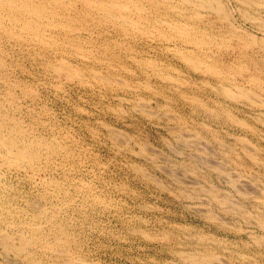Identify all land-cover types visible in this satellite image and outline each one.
<instances>
[{
	"label": "rangeland",
	"instance_id": "374dc122",
	"mask_svg": "<svg viewBox=\"0 0 264 264\" xmlns=\"http://www.w3.org/2000/svg\"><path fill=\"white\" fill-rule=\"evenodd\" d=\"M223 1H225V4L227 5L228 9L234 8V6H235L234 0H223ZM205 13H207V12L205 11ZM235 13L237 16H239L236 11H235ZM207 14H206L207 15L206 18H213L214 17V15L212 13L211 14L207 13ZM240 21H241V23L243 22L242 20H240ZM246 23L244 25L249 26L248 24H250V23L249 22H246ZM99 28H101V29H99ZM106 28H107L106 26L98 27L94 32L95 34H93L94 36H89L86 32L88 30H84L83 35H84V37H93L94 39H99L101 37V35L103 36L105 34L104 36H107L109 34L108 37H110L112 40L113 39L118 40L119 38H120V40L123 39L122 40L123 42L127 43L128 45H132V51H131V49H128L129 51L128 50L125 51V49H124V51L122 52L123 57H125V55L127 54V51L129 53H132L134 55H138L140 57H143V56L151 57L152 56L154 58H157L159 62L161 60H162L161 62H164V63L167 62V64H169V62H170V63H173L176 66H178L180 69H183L179 73L182 72L183 75H186L185 76L186 78L189 77L188 79H191V80L194 79L195 80L196 77H198V73L191 71L189 68L187 69V67H185L180 60H178L174 55H172L173 54L172 50H169V52H166L163 49L153 47V46L147 44L146 39L144 40L140 36H137L138 38L133 36L135 38V40L132 37V35H130L131 37L127 36V38H130V39H128L129 40L128 41L127 38L125 39L123 36H120L119 33H117L116 31H113L112 28H107V29ZM103 30H105V31H103ZM100 31H101V33H100ZM105 32L106 33L108 32L107 35ZM5 45H6L5 48L2 50H5L6 53L3 55H6L5 56L6 63L9 62L10 64L8 63L7 67L4 69V72L5 71L9 72L8 74H11V76L13 77L11 79H13V80L14 79L21 80L22 83H18L17 85L14 84L12 86V88L14 87L13 92L14 93L16 92L18 94V96H19L18 98L21 100L22 104L20 106L21 108H18L17 105L14 104L15 101L18 100V98L16 97V99L13 100L8 95L7 97H9V99H8L9 101L8 100L6 101L4 99L5 105L3 103H1L0 106H4V107L10 106L9 107L10 109L15 111L17 114H20L23 117H25V119L27 120V124L30 121L29 116H30V119L34 118L31 121L34 124V127L37 126L34 129L35 133L42 134L43 136H45L48 139H52L53 137H54L53 139H55V135H56V137H58V141L61 142L63 144V146L67 147V150L70 152V156L68 155V156L63 157L64 155L62 154V156L60 155L58 157V160L53 159L51 161V165H53V169L51 170V172L49 171L48 178L49 179L55 178L56 180L58 179L57 181H61V182L64 181L65 185L67 187V190L69 189L70 193H71V189H72V193H71L70 197H72V199H73V201H71L73 204L71 202H67L66 200H64L66 197V194H65L67 191L66 188H65V191H64V189H62L60 192L57 189L53 190L50 185L44 186L42 182L41 183L39 182V180L37 179L38 178L37 176H35V177L33 175L31 176L30 173L27 172L26 170H16L15 171V169L11 170L9 168L8 169L5 168L6 170L5 169L3 170L4 171L3 172L4 177H3V174L0 177V183H1L0 188L2 186V188L0 189V202L2 203L3 201L8 200V207H11V210H13V208H14V212L18 213V215L16 214L17 219L19 218V216H21V213L27 211V209H28V212H30L32 210L30 208V207H32V205L30 206V203H28L29 202L28 200L33 201L35 199L33 202H39V203L40 202L41 203L46 202L45 204L51 203V205L53 203H57L56 209L57 210L59 209L58 210L59 218L63 220V222L65 224V229H67L68 231H70L69 229H72L70 232H68L71 235V239H73L72 242H74L76 240L74 242V243H76L75 245H74V243L71 244V247H73V248H70L72 252H71V255L69 258H71V256L73 254H75L74 255L75 257L78 255L77 257L83 258L82 262L85 261L82 264H86V263L89 264L90 260H91V262L94 261L93 263L90 262V264H175V263L176 264H186V263L189 264L188 261L182 262L183 261L182 250H184V252L192 253V251H197L196 249H198V251H197L198 255L197 256L205 255V253H212L213 252L217 255L220 254V256L219 255L218 256L220 257L221 261L222 260L224 261V259H225V261H227L228 264H232V263L233 264H240L241 262H245L246 260H247L246 262H248L249 259H250L249 263H251V264H264V241H263L264 237H262V236H264V227H263L264 225H262L264 223V213H263L264 212V190H263V187H264V166H263L264 162H262V160H264V154H263L264 153V137H263L264 136V123L259 121L256 118L257 112L255 113L254 110H251L249 108L247 109L246 107H243L242 104H240V105L236 104V105H239L237 108H240V107H241V109L246 108V114H241L240 116L242 118H245L249 124L252 123V125L250 126L251 128H249L250 131L247 130L246 128H244L245 129L244 130L242 127H239L238 124L233 125L230 122L226 123L225 117L220 116L222 114L216 115L219 118L218 120H217V118L216 119L215 118H209L206 111L203 109L202 106H199L195 103H192V101L190 102L189 100H187L181 96L182 95L181 91H185V90L188 91L189 94H191L190 96H193L192 93H194V95L197 94L196 96H200L202 94L199 98H201V99L203 98L206 105L211 107V109L218 107L219 109L222 110V108L224 107L225 109H233V110L236 109L235 112L238 113V111H237L238 109L234 107V104L232 102L227 101L226 99H223V98L218 99L216 96L215 97L211 96L212 94L210 92H207V91L204 92L205 86H207V85L203 84L202 82H199L200 85L199 84L198 85L201 86V88L198 86L199 90L197 89L196 92H194L195 90H192V85H193L192 83L183 84V86H181V88H179L178 90H176L175 88H174L175 90H172V89H170V87L166 88V85L164 84V81L161 78H160L161 79L160 80L159 77L152 76L150 79V82L153 84V87L161 88V90H164L166 97L161 96V95L155 96L154 95L155 93L153 90H151V89L145 90L144 87H142L143 88L142 91H140L141 88H137V90L133 89V90L127 91V92L124 91L125 93L123 91H117V90L112 91V89H109V88H108L109 91L108 90L104 91L105 88H102V87L97 88L98 87L97 86L95 88V87H91V86H86L84 84H81V83L79 84L78 82H75L72 80L70 81V80H66L65 78L58 77L56 75H51L48 72V70H46V68L43 67L44 66L43 59L42 58L37 59V56L36 55L34 56L35 52H33V49L29 48L28 45H26L27 47L22 46L24 48L26 47L27 49H24L22 47H21L22 48L21 49L20 46L18 47V45H14L11 43L10 44L5 43ZM2 50L0 48V51H2ZM11 51H12V53H11ZM118 51H121V50L118 49ZM27 53L28 54L31 53L32 57L30 56L31 54L28 55ZM55 53H56L55 51H49L48 52L49 55H53ZM123 53H125V54H123ZM25 55L27 57H25ZM13 56L15 58H13ZM23 57H25V59ZM26 58H28L29 60ZM72 58H73L74 62L79 61L73 56H72ZM36 60H37V62H36ZM125 61L130 62V64H129L131 66L130 68L132 69V71L135 72L136 65L134 66L135 63H133V60L127 57V59ZM16 62L19 63V65L21 64V66H19ZM11 63H12V65H11ZM41 65H43V66H41ZM132 66H134V67H132ZM121 72H122L121 76L123 75V77L124 76L129 77V74H127L126 71L122 70ZM134 72H131V73H134ZM137 72H139V73H135L136 75H131L134 77L133 81L135 83H138V81L136 82L135 79L136 80L146 79L145 74H143L141 76L139 75L140 72L142 73L141 69H140V71L137 70ZM35 76H37V77H35ZM186 78H185V80H186ZM155 79H156V81H155ZM23 81L25 82V87L30 85L33 88V86H34L35 89L34 88L33 89L35 91H34V94L32 97H30L29 95L23 94L24 89H25V88H23V86H24ZM161 82H163V83H161ZM20 85H23V86H20ZM157 85H158V87H157ZM6 87H7V85L4 84L3 81L2 82L0 81V89H1L0 90V98L3 97V94H6V92H5V90H7ZM188 88H190L191 90H188ZM167 89H169L170 91ZM143 90H144V92H143ZM132 92H134L133 93L134 95L132 94ZM140 92L141 93L143 92L142 94L144 96ZM149 92H150V94H149ZM118 94L120 96H118ZM137 95L138 96L140 95L141 97L140 96L138 98L135 97ZM152 95H154L155 97H152ZM121 96L124 97L125 99L123 100V98H121ZM173 96L176 98H174ZM134 97L136 98V101H135ZM171 97H173L174 99ZM178 97L179 98L181 97V98L178 99ZM165 98H167L168 100H166ZM183 98H184V100H187V101H185V103H184ZM137 99H140L141 102L144 101L143 103L146 102V104H148L147 108L149 107L148 109L151 112H153L152 110L155 111V113L153 112L154 116L151 114V112H150L151 115L148 114V116H146V114L139 112L138 109H137V111L134 110V108H132V106L133 107L136 106V104L138 103ZM121 100H122V102H120ZM148 100H152V101H150V103H149ZM207 100L208 101L210 100V101L208 102ZM223 100H225V101H223ZM155 101L157 102V104ZM158 101H160V102H158ZM164 102L165 103L169 102L172 105L171 110L169 112H171L173 114H171L169 116H171L173 120L170 119L169 122L167 120V117L164 118V115L168 116L166 113H164V111L167 109L164 108L165 109L164 110V109H162L163 108L162 106H159ZM210 102H212V103L210 104ZM120 104H123L122 108H124L123 112L125 113V114L124 113L122 114L120 112L122 116L120 115V113H118L116 110H114V109H116V107L119 108V106H121ZM151 104H152V106H151ZM11 105L13 107H11ZM191 106H193V108ZM194 106H197V107L194 108ZM108 107H110V108H108ZM232 107H234V108H232ZM82 109L84 110V112ZM156 110L161 113L160 117H159L160 113H157ZM172 111H174V112H172ZM175 111L178 114H180L181 116L179 115V117H178V114L175 113ZM19 112H21V113H19ZM155 114H156V116H155ZM174 114H177V115H175V117L173 118ZM157 115L159 118H161L163 115L162 119H160L161 121L159 120V118H157ZM182 116L185 119L180 118ZM51 118H52V120H51ZM262 118H264L263 115H262ZM45 119H46V121H45ZM174 119H175V121H174ZM177 119H179V120H177ZM44 121H45V123H44ZM180 121H182V122H180ZM257 121H258V123H257ZM39 122H41V123H39ZM205 122L208 125H210V128H207L208 130L203 128V123H205ZM53 123H55V124H53ZM167 123H169L171 126L176 125V127L177 126L181 127L182 128L181 130L184 129L183 131H186L185 133L188 136L189 135L192 136V137L190 136L191 139L197 134L195 137H197L198 138L197 140L198 141L200 140V141L198 142L195 139H192V140L190 139L187 142V140L185 141V140L178 139V137L172 133V129L170 130V128L166 126ZM178 123L181 126H179ZM35 124H37V125H35ZM46 124H47V126H46ZM105 124H107V125H105ZM39 126H40V128H39ZM111 126H113V127H111ZM114 127H115V129L116 128L117 129L119 128L120 130L122 129V131L124 133L127 132L128 134L126 133V139H125L124 133H123L124 136L120 135L121 136L120 137L118 135L119 138L118 137L116 139L113 137L109 138V136L111 137L112 135L109 134L108 131L111 133V129ZM187 127L189 130L186 129ZM252 127L255 129H252ZM209 129H210V132H209ZM253 130H255V132ZM95 131H97V133ZM122 131H120V133H122ZM130 134L132 135V137ZM213 134H216L215 135L216 137ZM127 135H129V136H127ZM236 135L237 136L238 135H242V136L246 135V137L248 138L249 141L245 140L244 141L245 143H248V142L250 143V141H252L251 144H249V145L252 147V149H254V147H255V153H257V154H255V157L259 156V157H257L258 159L257 158H255V159H257L258 162H257V160H254V158H251L250 155L247 154L248 155L247 156L246 153L244 154L242 149H243L244 145L247 146L248 144L242 145L243 141L242 140H241L242 142L237 141L236 137H235ZM122 137H124V139ZM130 137L133 140L132 139L130 140ZM127 139H128V141H125ZM204 139L206 140V142ZM144 140H146L145 142L148 143L147 145L148 146L150 145V147L152 149L150 147H148L150 150L148 148H146L145 151L143 150L141 152L142 147H140L138 143H137L138 144L137 145L136 142H139L141 145L142 141H144ZM165 140L167 143L165 142ZM124 141L126 143H124ZM128 142H130L129 146L127 144ZM184 142H186V143H184ZM191 143H193L194 145ZM252 143H254L256 145L253 146ZM114 144H116L117 146ZM170 144L171 145L173 144V146H170ZM199 144L200 145L202 144V145L199 146ZM221 144L223 146H221ZM235 145L236 146L238 145V146L236 147ZM205 146L206 147L208 146L207 147L208 149L207 148L205 149L204 148ZM226 146H228V147H226ZM231 147H233V148H231ZM129 149H131V150H129ZM229 149H231V150H229ZM136 151H137V153H141V155L137 154ZM156 151H160V152H156ZM180 151H182V152H180ZM189 151H190V153H189ZM227 151H228V155H227ZM231 151H233L234 153H231ZM144 152H146V154ZM225 152H226V154H225ZM205 153H206L207 157L205 156ZM238 153H240V155H243V162H241L242 160H240V158L238 159V157H237ZM188 154H189V156H188ZM192 154H194V155H192ZM152 155H154V156L152 157ZM235 155H236V157H235ZM194 156H196V157H194ZM201 156H202V158H204V160H203L204 162H205V160H208L211 163L213 162L212 164H215L216 161L217 162L219 161V163L220 164L222 163V165H225V163L230 162L229 164H227L225 166L227 167V169L229 171H232V173L236 177L238 176L237 178L239 181L238 183L240 184L239 186L242 187V185H243L242 188H244L243 190H241V188H240L242 193H241V191L238 192V190L236 188L232 187V185L230 183H228L226 181V179L221 177L218 171H216L215 169L212 170L211 167L209 169V166H207L204 162H202ZM230 156H231V158H230ZM150 157H152V158L150 159ZM191 157H192V159H191ZM198 157H200V158H198ZM154 158H155V160H154ZM197 158H198V160H197ZM234 158H236V159L234 160ZM80 160H81V162H79ZM191 160L193 161V163L191 162ZM252 160L254 161L253 163H252ZM67 161H69V162H67ZM82 161L84 163H82ZM181 161L185 164H183ZM194 161L197 163H195ZM236 161H238V163ZM71 162H74L75 164H73ZM69 163H71V164H69ZM241 163L243 164V166L241 165ZM255 163H256V165H255ZM257 163H259V164H257ZM78 164H79V166H78ZM239 164L242 167H240ZM228 165H230V167ZM65 166H68V167H65ZM133 166H135V167L133 168ZM190 166H192L193 169L194 168L195 169L193 170L192 167H190ZM76 167H77V169H76ZM83 167H85V168H83ZM138 167H143L144 170L145 169H147V170H145V172H144L142 169L141 172H143V173L141 174L138 169L135 171V168H138ZM244 167H245V169H244ZM173 168H174V170H173ZM176 168L179 170H177ZM230 168H231V170H230ZM233 168L235 170L236 169L237 170L235 171ZM61 169H63V170L61 171ZM54 170H56V172ZM164 170H165V172H164ZM172 170L176 172V173H174L173 176H175V174L178 175V176H176L177 178L172 176V174H173ZM21 172H22V174H21ZM149 172H150V175L153 177V180H152V178H149L150 176L147 175V174H149ZM26 173H29V174H26ZM179 173H181V174H179ZM248 173H250V174H248ZM58 175H59V177H58ZM74 175H75V177H74ZM183 175H185V177ZM76 176L78 178H76ZM143 176L144 177L146 176V178H144ZM189 176H190V178H189ZM5 178H7V179H5ZM80 178H82L83 180ZM155 178H156V180H155ZM159 178L162 179L161 183H160ZM33 179H34V181H33ZM198 179L200 181H198ZM36 180H38V181H36ZM71 180L72 181L76 180L77 182L76 181L75 182L77 185L75 184V182L72 183ZM81 180L84 183H82ZM176 180L179 182L180 185L178 184V182ZM184 180H187V181H184ZM2 181H4V182H2ZM86 181L88 182L89 186H88V184H86L87 183ZM89 181H90V183H89ZM190 181H192L191 182L192 184L189 183ZM194 181H197V182H194ZM11 182H14V183H11ZM180 182H182V183H180ZM81 183L83 185H85V184L86 185L83 186ZM155 183H157V184H155ZM162 183H163V185H162ZM196 183L197 184L199 183V184L196 185ZM33 184H34V186H33ZM91 184H93V186H90ZM262 185H263V187H262ZM165 186H166V188H165ZM35 187L37 189H35ZM73 187H75V188H73ZM85 187L87 188V190ZM197 188L199 189V191ZM202 188H203V190H202ZM89 189L91 191L94 189L93 193L90 192ZM181 189L183 191L182 193H184V190H185V193H184L185 195L180 194ZM260 189L262 190L261 191L262 193L260 192ZM13 190L14 191L17 190V191L14 192ZM38 190H39V192H38ZM45 190H47V191H45ZM49 190H52L53 192L52 191L49 192ZM83 190L85 193L83 192ZM88 190H89V192H88ZM178 190L180 192H178ZM203 191H204V193H203ZM212 191H215V192H212ZM257 191H259V192H257ZM243 192H245L244 195H243ZM87 193H90L92 195L90 196L91 197L90 199L88 198L90 200V202H89V200H87V202L85 203V207H84L83 203L86 200L85 197H86ZM96 193H98V194H96ZM214 193H217L219 196L217 194H216L217 196L214 195ZM61 194L62 195L65 194V195L62 196ZM246 194H248V195H246ZM6 195H7V197H6ZM95 195H97V197ZM188 195L191 197L188 198L189 197ZM93 196H94V198H93ZM206 196H208V197H206ZM25 197H26V199L27 198L28 199L26 200ZM42 197L45 199V201ZM98 197L103 198L104 200L106 198L107 202H104V203H106V204H104L106 207L101 206L100 203H98V201H97ZM222 197L224 198V200ZM22 198H24L25 200H23ZM32 198H34V199H32ZM58 198L61 201V203L63 202V203H65V205L63 203L61 204L60 201L58 200ZM108 198H109V200H108ZM192 198H194V199L192 200ZM217 198L219 199V201L217 200ZM221 199L223 201H221ZM227 199L229 200L228 202H227ZM54 200H56V201H54ZM110 200H111V203H110ZM230 200H232V202H234V203L232 204L230 202ZM113 202L115 203L114 205H113ZM236 202H239V203L236 204ZM66 203H67L68 207H67ZM87 204H88V206H87ZM226 204H227V208L225 206ZM241 204H244V205L239 206ZM256 204L258 206H256ZM15 205H16V207H15ZM24 206H25V208H24ZM58 206H61V207H58ZM261 206H263V208ZM82 208H83V210H82ZM196 208H199V209H196ZM209 210L211 213L210 212L208 213ZM225 211H226V213H225ZM62 212L63 213L66 212V213L63 214ZM78 214H79V216H78ZM211 214H212V216H211ZM118 215H119V218H118ZM258 215H260L262 218ZM204 216H206V217H204ZM70 217H71V219H69ZM254 217H257L256 223H253V222H255L253 220H256ZM182 224H184L185 226ZM233 224L235 226H233ZM257 224H259V225H257ZM2 225L4 227H6V225H4V223H2V221H0V226H2ZM44 226L48 227L46 222H44ZM134 227L136 229H133ZM179 227H181V228H179ZM8 228H7L8 231L12 230L11 227H8ZM245 228H247V229H245ZM73 229L75 231H73ZM139 229H141V231H144V232L140 233ZM180 229H181V231H180ZM202 231H203L204 235H203ZM142 233L143 234L145 233V235L142 236L143 235ZM78 234H79V236H78ZM208 234H210V235H208ZM145 236H147V238H145ZM160 236H162V237H160ZM165 236H168V237H165ZM148 237H152L154 239H151V238L148 239ZM203 237H206L208 239H206V238L203 239ZM76 238H78V239H76ZM194 238H196L197 240ZM198 238H199V241H198ZM222 238H223V240H222ZM224 239L227 240V242ZM253 239H257V240H253ZM216 240H219V241H216ZM205 241H207V242H205ZM258 241H260V242H258ZM189 242L191 245L189 244ZM217 242H218V244H217ZM224 243H226L225 246H224ZM0 244L2 245V246L0 245V264H41V263L42 264H48V263L49 264H54V263L56 264L57 262H58L57 264H59V263L69 264L68 256H67V254H64L63 252L55 253V252H51L49 250L42 249L40 247H33L34 249L32 248V252L36 253V254L33 253L34 254L33 257L35 259H37L38 261L43 259L42 260L43 262L40 261V263H38V262H35L33 259H31L32 257H30V256L26 257L22 254L24 256V257H22V255L16 254V252H14L13 250L8 251L3 246L2 243H0ZM196 244L199 245V247ZM196 246H197V248H196ZM220 246L223 249L219 248ZM205 247H206V249H205ZM1 248H2V250H1ZM77 249H78V251L79 250L80 251L83 250V251L81 253H79L80 252L79 251L78 252L79 254H77L76 253ZM218 249H220V250H218ZM5 250L8 251V253L10 252V254H7L5 252ZM36 250H38L39 253ZM44 250L46 252H44ZM256 250H258V251H256ZM232 251H234V252H232ZM176 252L177 253L179 252L178 253L179 255ZM238 252L243 253V255H245V256H243L241 253L239 254ZM234 253H235V255H234ZM236 253L239 256H237ZM245 253H247V254H245ZM14 254H16V256ZM49 254H51V256ZM58 254H62V256L58 255ZM262 254H263V256H262ZM35 255H37V256L35 257ZM39 255H42V256H39ZM246 255L253 257V258L256 257V259H254L255 261L250 257H246ZM49 256H50L51 261L48 259ZM57 256H58V259H57ZM66 256H67V258H66ZM40 257H42V258L40 259ZM61 257H62V260H61ZM179 257L182 259H180ZM257 257L260 261L257 259ZM63 258L65 259V261ZM194 259H196V258H194ZM229 259H232L234 262L232 260H229ZM237 259L239 260V262ZM16 260H18V261H16ZM53 260H54V263H53ZM30 261H31V263H30ZM177 262H179V263H177ZM224 262H223V264H224ZM246 262L244 264H246ZM197 263L202 264L203 261L200 260ZM249 263H247V264H249Z\"/></svg>",
	"mask_w": 264,
	"mask_h": 264
},
{
	"label": "bare ground",
	"instance_id": "6f19581e",
	"mask_svg": "<svg viewBox=\"0 0 264 264\" xmlns=\"http://www.w3.org/2000/svg\"><path fill=\"white\" fill-rule=\"evenodd\" d=\"M235 6L234 8H229L225 4L223 0H0V48L1 50L5 48V43H11L14 45L26 46L33 49L34 56L43 59V66L48 70L51 75H56L61 78H65L66 80H72L78 82L79 84H84L86 86L91 87H102L105 90L112 89L117 91H131L133 89L142 87L146 90H153L154 95L164 96L166 97L165 91L161 90V88L153 87V84L150 82L152 76L159 77L164 81V84L167 87H170L172 90H178L183 86V84L192 83V90L197 91L199 82L207 85L205 86L204 92H210L211 96H216L218 99L223 98L227 101H230L234 104V107L237 108L240 104L247 109L254 110L256 113V118L264 123V0H234ZM212 13L214 15L213 18H206L207 13ZM235 11L239 16L236 15ZM207 14V15H206ZM210 16V15H209ZM242 20L243 24L241 23ZM249 22V26H245L244 24ZM247 24V23H246ZM100 26H106L107 28H112L113 31L119 33L120 36H123L125 39L127 36L132 35V37L140 36L142 39H146L147 44L163 49L166 52L169 50L173 51V54L178 60L182 62V64L189 68L191 71L198 73V77L196 79L191 80L186 78V75H183V69H180L173 63L167 64L164 62H159L157 58L154 57H140L138 55H134L129 53L128 49L132 51V45H128L127 43L116 39H111L109 34L107 36H102L99 39H94L93 37H84L83 32L86 31L89 36H94L95 30ZM106 28V29H107ZM101 29V28H99ZM105 31V30H103ZM107 31V30H106ZM99 33V32H98ZM101 33V31H100ZM111 34V33H110ZM113 34V33H112ZM117 35V34H116ZM112 36V35H111ZM131 37V36H130ZM133 37V38H134ZM138 38V37H137ZM140 38V39H141ZM130 38H127V40ZM135 40V38H134ZM98 41V42H97ZM129 41V40H128ZM133 41V40H132ZM137 41V40H136ZM135 42V41H134ZM129 43V42H128ZM131 43V42H130ZM137 43V42H136ZM13 46V45H12ZM15 47V46H14ZM27 47V46H26ZM24 49H27V48ZM17 48V47H16ZM21 48V49H22ZM7 49V48H6ZM18 49V48H17ZM120 49L121 51H118ZM126 50L127 54L123 57L122 52ZM134 49V48H133ZM153 49V48H152ZM13 50V49H12ZM10 51V50H9ZM19 51V50H18ZM30 51V50H29ZM49 51H55L56 53L53 55H49ZM153 51V50H152ZM171 52V51H170ZM5 50L0 51V81L4 82L7 85V90H5L6 94H3V97L0 98V104L3 103L5 105V100L7 101L10 96L13 100L18 98V94L13 92L12 86L14 84L22 83L21 80L11 79L13 78L9 72L4 69L7 67L8 63H6ZM12 53V51H11ZM19 53V52H18ZM25 53V52H24ZM32 53V52H31ZM30 53V54H31ZM53 53V52H52ZM28 54V53H27ZM26 54V55H27ZM28 54V55H30ZM125 54V53H123ZM12 55V54H11ZM15 55V54H14ZM25 55V57H27ZM16 56V55H15ZM18 56V55H17ZM32 57V54L30 55ZM33 56V57H34ZM73 57H75L78 62L73 61ZM25 57H23L25 59ZM29 57V56H28ZM128 58L133 60L134 66L136 65L135 72L132 71L129 65L130 62H126L125 60ZM7 58V57H6ZM13 58H15L13 56ZM36 58V57H35ZM74 58V59H75ZM22 59V58H21ZM28 59V58H26ZM15 60V59H14ZM29 60V59H28ZM18 61V60H17ZM20 61V60H19ZM22 61V60H21ZM13 62V61H12ZM37 62V60H36ZM176 62V61H175ZM17 63V62H16ZM25 63V62H24ZM177 63V62H176ZM10 64V63H9ZM14 64V63H13ZM19 65V63H17ZM132 64V63H131ZM12 65V63H11ZM25 65V64H24ZM36 65V64H35ZM178 65V64H177ZM182 65V66H183ZM21 66V64L19 65ZM28 66V65H27ZM37 66V65H36ZM132 66V67H134ZM11 67V66H10ZM16 67V66H15ZM12 68V67H11ZM14 68V67H13ZM17 68V67H16ZM20 68V67H19ZM22 68V67H21ZM27 69V68H26ZM25 69V70H26ZM140 72V76L145 74L146 79H138L135 81L134 77L131 75H136L137 70ZM12 70V69H11ZM126 71L128 76H121V71ZM7 72V73H6ZM13 72V71H12ZM15 72V71H14ZM23 72V71H22ZM25 72V71H24ZM27 72V71H26ZM39 72V71H38ZM46 72V71H45ZM44 72V73H45ZM134 72V73H131ZM177 72V73H176ZM21 74V73H20ZM185 74V73H184ZM30 75V74H29ZM31 76V75H30ZM25 77V76H24ZM37 77V76H35ZM139 77V76H138ZM15 78V77H14ZM186 78V80H185ZM19 79V78H18ZM160 79V80H161ZM154 80V79H153ZM156 81V79H155ZM193 81V82H192ZM24 82V81H23ZM74 82V83H75ZM134 82V83H133ZM163 83V82H161ZM28 84V83H27ZM199 84V85H198ZM163 85V84H162ZM161 85V86H162ZM3 86V85H2ZM23 86V85H20ZM188 86V85H187ZM204 86V85H203ZM158 87V85H157ZM189 87V86H188ZM201 88V86H199ZM24 93L25 95H29L30 97L34 94V86L33 88L28 85L25 87L24 82ZM56 88V87H55ZM175 88V89H174ZM165 89V88H164ZM1 90V89H0ZM102 90V89H101ZM135 90V91H136ZM169 90V89H167ZM188 90H191L188 88ZM199 90V89H198ZM109 91V90H108ZM170 91V90H169ZM181 91V90H180ZM179 91V92H180ZM3 92V91H2ZM88 92V91H87ZM115 92V91H114ZM144 92V90H143ZM142 92V93H143ZM152 92V91H151ZM173 92V91H172ZM178 92V91H177ZM192 92V91H191ZM107 93V92H106ZM125 93V92H124ZM134 92H132L133 94ZM141 93V92H140ZM141 93V94H142ZM200 93V92H199ZM129 94V93H128ZM131 94V93H130ZM148 94V93H147ZM150 94V92H149ZM169 94V93H168ZM180 94V93H179ZM178 94V95H179ZM181 96L185 99L189 100L192 103H195L199 106H202L206 111L209 118H217L216 115L224 116L226 123L238 124L239 127L243 129L246 128L250 131L249 128L252 125L248 123L245 118H242L241 114H246V108L241 109L237 108L238 113L233 109H225L224 107L221 109L213 108L207 106L203 98H199L200 96L194 95L190 96L188 91H181ZM134 95V94H133ZM143 95V94H142ZM152 95V97H155ZM174 95V94H173ZM94 96V95H93ZM103 96V95H102ZM118 96H120L118 94ZM140 96V95H139ZM138 95L135 97H139ZM144 96V95H143ZM142 96V97H143ZM168 96V95H167ZM99 97V96H98ZM134 97V98H135ZM141 97V96H140ZM151 97V96H150ZM174 97V96H173ZM171 97V98H173ZM21 98V97H20ZM82 98V97H81ZM114 98V97H113ZM123 100L124 97L121 96ZM120 98V99H121ZM130 98V97H129ZM148 98V97H147ZM176 98V97H174ZM173 98V99H174ZM181 98V97H180ZM178 97V99H180ZM183 98V100H184ZM211 98V97H210ZM5 99V100H4ZM33 99V98H32ZM146 99V98H145ZM153 99V98H152ZM168 100L167 98H165ZM110 100V99H109ZM133 100V99H132ZM138 103L136 104V108L134 110L146 114H150V110L147 108L146 102H141L140 99H137ZM144 100V99H143ZM182 100V99H181ZM184 100V103L185 101ZM9 101V100H8ZM136 101V98H135ZM134 101V102H135ZM147 101V100H146ZM152 100H148L150 103ZM177 101V100H176ZM208 101V100H207ZM210 101V100H209ZM208 101V102H209ZM225 101V100H223ZM12 102V101H11ZM122 102V100L120 101ZM156 102V101H155ZM160 102V101H158ZM173 102V101H172ZM189 102V103H190ZM106 103V102H105ZM118 103V102H117ZM188 103V102H187ZM191 103V104H192ZM212 102H210L211 104ZM217 103V102H216ZM226 103V102H225ZM224 103V104H225ZM18 108H21V100L15 101ZM29 104V103H28ZM31 104V103H30ZM125 104V103H124ZM157 104V102H156ZM155 104V105H156ZM218 104V103H217ZM221 104V103H220ZM227 104V103H226ZM239 104V105H236ZM9 105V104H8ZM121 106L116 107L118 113H124ZM133 105V104H132ZM150 105V104H149ZM209 105V104H208ZM228 105V104H227ZM32 106V105H31ZM152 106V104H151ZM161 108H166L164 111L168 116L164 115V118L167 117V120H173L171 116L172 105L168 103H162ZM212 106V105H211ZM226 106V105H225ZM10 106H0V177L3 174V170L6 169H15L16 170H26L32 176H37L36 178L39 182L43 183V185H50L53 190H59L61 192L62 189L67 187L65 182L57 181L55 178H48L49 171L53 169V165H51V161L54 159L58 160V157L62 154L65 156H70V152L67 150V147L63 146L61 142L58 141V137L55 135V139H48L42 134H38L34 132L33 122L31 121L29 116V123L27 124V120L20 114H17L15 111L9 108ZM11 107H13L11 105ZM28 107V106H27ZM131 107V106H130ZM156 107V106H155ZM193 108V106H191ZM197 106H194V108ZM216 107V106H215ZM227 107V106H226ZM232 107V108H234ZM16 108V107H15ZM32 108V107H31ZM97 108V107H96ZM105 108V107H104ZM110 108V107H108ZM221 108V107H220ZM112 109V110H113ZM157 109V108H156ZM199 109V108H198ZM83 110V109H82ZM132 110V109H131ZM152 110V109H151ZM197 110V109H196ZM201 110V109H200ZM203 110V111H204ZM23 111V110H22ZM154 113L155 111L152 110ZM250 111V110H249ZM253 111V112H254ZM48 112V111H47ZM84 112V110H83ZM153 112L151 114L154 116ZM157 113H160L156 110ZM174 112V111H172ZM202 112V111H201ZM21 113V112H19ZM24 113V112H23ZM30 113V112H29ZM42 113V112H41ZM117 113V114H118ZM120 113V115H121ZM156 113V114H157ZM175 113H177L175 111ZM182 113V112H181ZM125 114V113H124ZM143 114V115H144ZM150 114V115H151ZM155 114V116H156ZM178 114V113H177ZM174 114L173 118L175 117ZM204 114V113H203ZM224 114V115H223ZM249 114V113H248ZM252 114V113H251ZM254 114V113H253ZM25 115V114H24ZM27 115V114H26ZM180 114H178L179 117ZM205 115V114H204ZM37 116V115H36ZM122 116V115H121ZM152 116V117H153ZM161 116V113L159 117ZM181 116V115H180ZM185 116V115H184ZM219 116V117H220ZM245 116V115H244ZM157 115V118H159ZM163 117V115H162ZM159 118L160 119H162ZM46 118V117H45ZM150 118V117H149ZM163 118V119H164ZM180 118H183L180 117ZM179 118V119H180ZM221 118V117H220ZM41 119V118H40ZM43 119V118H42ZM50 119V118H49ZM138 119V118H137ZM176 119V118H175ZM174 119V121H175ZM177 119V120H179ZM185 119V118H183ZM36 120V119H35ZM39 120V119H38ZM48 120V119H47ZM52 120V118H51ZM96 120V119H95ZM166 120V119H165ZM34 121V120H33ZM46 121V119H45ZM44 121V123H45ZM161 121V120H160ZM186 121V120H185ZM36 122V121H35ZM42 122V121H41ZM39 122V123H41ZM52 122V121H51ZM182 122V121H180ZM184 122V121H183ZM193 122V121H192ZM200 122V121H199ZM211 122V121H210ZM48 123V122H47ZM206 123V122H205ZM203 123V128L208 130L210 125L207 123ZM258 123V121H257ZM38 124V123H37ZM35 124V125H37ZM55 124V123H53ZM108 124V123H107ZM105 124V125H107ZM179 124V123H178ZM183 124V123H182ZM187 124V123H186ZM198 124V123H197ZM262 124V123H261ZM40 125V124H39ZM50 125V124H49ZM101 125V124H100ZM110 125V124H109ZM108 125V126H109ZM161 125V124H160ZM184 125V124H183ZM47 126V124H46ZM55 126V125H54ZM114 126V125H113ZM111 126V127H113ZM167 127L172 129V133L175 134L180 140H190L191 135H187L185 132L181 130V127H176V125L171 126L169 123L166 124ZM179 126H181L179 124ZM226 126V125H225ZM230 126V125H229ZM62 127V126H61ZM110 127V128H111ZM40 128V126H39ZM94 128V127H93ZM130 128V127H129ZM185 128V127H184ZM83 129V128H82ZM98 129V128H97ZM188 129V127L186 128ZM242 129V130H243ZM252 129H255L252 127ZM51 130V129H50ZM81 130V129H80ZM189 130V129H188ZM193 130V129H192ZM245 130V129H244ZM42 131V130H41ZM58 131V130H57ZM120 130L119 128L111 129L112 136L109 138H117L118 135L124 136L126 139V133ZM252 131V130H251ZM255 132V130H253ZM44 132V131H43ZM97 133V131H95ZM171 132V131H170ZM192 132V131H191ZM210 132V129H209ZM41 133V132H40ZM53 133V132H52ZM51 133V134H52ZM124 133V134H123ZM257 133V132H256ZM44 134V133H43ZM95 134V133H94ZM123 134V135H122ZM128 134V133H127ZM254 134V133H253ZM54 135V134H53ZM131 135V134H130ZM194 135V134H193ZM197 135V134H196ZM195 135V136H196ZM214 136L216 134H213ZM232 135V134H231ZM120 136V137H121ZM129 136V135H127ZM189 138H188V137ZM191 136V137H190ZM193 137L198 141L197 137ZM199 136V135H198ZM261 136V135H260ZM132 137V135H131ZM130 137V140L132 139ZM174 137V136H173ZM216 137V136H215ZM219 137V136H218ZM217 137V138H218ZM237 141H243V144H251L245 143L244 141L248 140L246 135H236ZM257 137V136H256ZM262 137V136H261ZM264 137V136H263ZM119 138V137H118ZM124 139V137H122ZM134 138V137H133ZM138 138V137H137ZM142 138V137H141ZM57 139V140H56ZM67 139V138H66ZM129 139V138H128ZM125 140V141H128ZM144 139V138H143ZM191 139V140H192ZM129 140V141H130ZM133 140V139H132ZM147 140V139H146ZM142 141V146L138 143L140 147H142L141 152L146 150L148 146L145 141ZM164 140V139H163ZM167 140V139H166ZM165 140V142H166ZM202 140V139H201ZM205 140V139H204ZM63 141V140H62ZM69 141V140H68ZM116 141V140H115ZM123 141V140H122ZM124 141V143H126ZM141 141V140H140ZM168 141V140H167ZM179 141V140H178ZM200 141V140H199ZM198 141V142H199ZM208 141V140H207ZM218 141V140H217ZM221 141V140H220ZM241 141V142H242ZM148 142V141H147ZM195 142V141H194ZM206 142V140H205ZM209 142V141H208ZM213 142V141H212ZM222 142V141H221ZM220 142V143H221ZM224 142V141H223ZM72 143V142H71ZM123 143V144H124ZM135 143V142H134ZM167 143V142H166ZM180 143V142H179ZM186 143V142H184ZM190 143V142H189ZM204 143V142H203ZM128 146L130 142L127 143ZM137 144V145H138ZM193 144V143H191ZM198 144V143H197ZM206 144V143H205ZM208 144V143H207ZM219 144V143H218ZM241 144V143H240ZM116 145V144H114ZM194 145V144H193ZM196 145V144H195ZM202 145V144H201ZM199 144V146H201ZM212 145V144H211ZM244 145L242 151L246 155H250L251 158L257 160L259 156L255 157V147ZM253 146L256 144L252 143ZM117 146V145H116ZM119 146V145H118ZM121 146V145H120ZM132 146V145H131ZM135 146V145H134ZM170 146H173V144ZM169 146V147H170ZM198 146V145H197ZM204 146V145H203ZM209 146V145H208ZM207 146V147H208ZM221 146H223L221 144ZM225 146V145H224ZM236 146V145H235ZM238 146V145H237ZM236 146V147H237ZM127 147V146H126ZM133 147V146H132ZM192 147V146H191ZM190 147V148H191ZM204 147L205 149L207 148ZM228 147V146H226ZM225 147V148H226ZM129 148V147H128ZM134 148V147H133ZM132 148V149H133ZM151 148V147H150ZM179 148V147H178ZM203 148V147H202ZM224 148V147H223ZM233 148V147H231ZM73 149V148H72ZM120 149V148H119ZM149 149V148H148ZM152 149V148H151ZM208 149V148H207ZM211 149V148H210ZM131 150V149H129ZM150 150V149H149ZM148 150V151H149ZM160 150V149H159ZM202 150V149H201ZM214 150V149H213ZM231 150V149H229ZM234 150V149H233ZM118 151V150H117ZM134 151V150H133ZM153 151V150H152ZM155 151V150H154ZM216 151V150H215ZM222 151V150H221ZM238 151V150H237ZM236 151V152H237ZM263 151V150H262ZM110 152V151H109ZM129 152V151H128ZM131 152V151H130ZM135 152V151H134ZM160 152V151H156ZM177 152V151H176ZM182 152V151H180ZM224 152V151H223ZM259 152V151H258ZM137 153V151H136ZM146 154V152H144ZM155 153V152H154ZM184 153V152H183ZM190 153V151H189ZM193 153V152H192ZM201 153V152H200ZM214 153V152H213ZM217 153V152H216ZM222 153V152H221ZM231 153H234L231 151ZM140 154L141 153H137ZM178 154V153H177ZM204 154V153H203ZM226 154V152H225ZM236 154V153H235ZM264 154V153H263ZM160 155V154H159ZM164 155V154H163ZM181 155V154H180ZM194 155V154H192ZM201 155V154H200ZM228 155V151H227ZM230 155V154H229ZM247 155V156H248ZM147 156V155H146ZM145 156V157H146ZM150 156V155H149ZM154 155H152L153 157ZM189 156V154H188ZM187 156V157H188ZM206 156V153H205ZM150 157V159L152 158ZM196 157V156H194ZM204 157V156H203ZM207 157V156H206ZM236 157V155H235ZM238 159L243 162V155L240 153L237 154ZM119 158V157H118ZM147 158V157H146ZM145 158V159H146ZM158 158V157H157ZM166 158V157H165ZM169 158V157H168ZM174 158V157H173ZM200 158V157H198ZM197 158V160H198ZM202 158V156H201ZM211 158V157H210ZM231 158V156H230ZM229 158V159H230ZM257 158V159H255ZM62 159V158H61ZM67 159V158H66ZM75 159V158H74ZM161 159V158H160ZM192 159V157H191ZM195 159V158H194ZM228 159V158H227ZM236 158H234L235 160ZM68 160V159H67ZM73 160V159H72ZM155 160V158H154ZM171 160V159H170ZM204 158H202V162ZM221 160V159H220ZM239 160V161H240ZM96 161V160H95ZM196 161V160H195ZM194 161V162H195ZM225 161V160H224ZM260 161V160H259ZM69 162V161H67ZM81 162V160L79 161ZM172 162V161H171ZM170 162V163H171ZM182 162V161H181ZM193 163V161L191 160ZM210 161L205 160V164L212 168V170H216L219 172L220 176L226 179L228 183L232 185V187L236 188L238 192L243 190L242 187L239 186L238 176L236 177L232 171H229L225 165L229 164L225 163V165L220 164L219 161L215 164H212ZM226 162V161H225ZM238 163V161H236ZM249 162V161H248ZM247 162V163H248ZM254 161L252 160V163ZM256 162V161H255ZM258 162V160H257ZM264 162V160H262ZM75 164L74 162H71ZM69 163V164H71ZM82 163H84L82 161ZM183 163V162H182ZM191 163V164H192ZM197 163V162H195ZM224 163V162H223ZM236 163V164H237ZM251 163V162H250ZM260 163V162H259ZM257 163V164H259ZM55 164V163H54ZM103 164V163H102ZM135 164V163H134ZM137 164V163H136ZM185 164V163H183ZM190 164V165H191ZM204 164V165H205ZM104 165V164H103ZM133 165V164H132ZM138 165V164H137ZM136 165V166H137ZM182 165V164H181ZM235 165V164H234ZM240 165V164H239ZM243 166V164L241 163ZM240 165V167H242ZM256 165V163H255ZM60 166V165H59ZM79 166V164H78ZM77 166V167H78ZM100 166V165H99ZM142 166V165H141ZM158 166V165H157ZM164 166V165H163ZM200 166V165H199ZM230 167V165H228ZM251 166V165H250ZM249 166V167H250ZM259 166V165H258ZM264 166V165H263ZM56 167V166H55ZM68 167V166H65ZM76 167V169H77ZM135 166H133L134 168ZM162 167V166H161ZM182 167V166H181ZM192 167V166H190ZM196 167V166H195ZM198 167V166H197ZM246 167V166H245ZM244 167V169H245ZM58 168V167H57ZM85 168V167H83ZM146 168V167H145ZM247 168V167H246ZM5 169V170H6ZM80 169V168H79ZM142 174L141 170L145 172L143 167L135 168L136 170ZM177 169V168H176ZM193 169V167H192ZM195 169V168H194ZM193 169V170H194ZM234 169V168H233ZM63 169H61L62 171ZM81 170V169H80ZM84 170V169H83ZM170 170V169H169ZM174 170V168H173ZM172 170V171H173ZM179 170V169H177ZM187 170V169H186ZM191 170V169H190ZM192 170V171H193ZM231 170V168H230ZM235 170V169H234ZM233 170V171H234ZM237 170V169H236ZM235 170V171H236ZM56 172V170H54ZM82 171V170H81ZM167 171V170H166ZM206 171V170H205ZM13 172V171H12ZM23 172V171H22ZM21 172V174H22ZM67 172V171H66ZM71 172V171H70ZM138 172V171H137ZM155 172V171H154ZM165 172V170H164ZM191 172V171H190ZM201 172V171H200ZM238 172V171H237ZM17 173V172H16ZM24 173V172H23ZM26 173V174H29ZM152 173V172H151ZM167 173V172H166ZM176 173L173 171L172 176ZM183 173V172H182ZM207 173V172H206ZM25 174V173H24ZM69 174V173H68ZM181 174V173H179ZM192 174V173H191ZM200 174V173H199ZM202 174V173H201ZM236 174V173H235ZM250 174V173H248ZM60 175V174H59ZM58 175V177H59ZM145 175V174H144ZM149 178L153 177L149 174ZM146 175V176H147ZM170 175V174H169ZM195 175V174H194ZM204 175V174H203ZM252 175V174H251ZM10 176V175H9ZM146 176L144 178H146ZM147 176V177H148ZM167 176V175H166ZM171 176V177H172ZM175 174V178H177ZM180 176V175H179ZM185 177V175H183ZM182 176V177H183ZM4 177V174H3ZM2 177V178H3ZM17 177V176H16ZM20 177V176H19ZM63 177V176H62ZM72 177V176H71ZM75 177V175H74ZM183 177V178H184ZM11 178V177H10ZM65 178V177H64ZM69 178V177H68ZM67 178V179H68ZM76 178H78L76 176ZM158 178V177H157ZM181 178V177H180ZM188 178V177H187ZM190 178V176H189ZM7 179V178H5ZM19 179V178H18ZM29 179V178H28ZM35 179V178H34ZM33 179V181H34ZM70 179V178H69ZM72 179V178H71ZM75 179V178H74ZM82 179V178H80ZM79 179V180H80ZM85 179V178H84ZM88 179V178H87ZM160 179V178H159ZM259 179V178H258ZM2 180V179H1ZM10 180V179H9ZM36 180V181H38ZM66 180V179H65ZM77 180V179H76ZM75 180V181H76ZM83 180V179H82ZM81 180V182H82ZM86 180V179H85ZM145 180V179H144ZM156 180V178H155ZM193 180V179H192ZM196 180V179H195ZM243 180V179H242ZM6 181V180H5ZM30 181V180H29ZM32 181V182H33ZM70 181V180H69ZM72 181L71 182H75ZM92 181V180H91ZM177 181V180H176ZM175 181V182H176ZM187 181V180H184ZM198 181H200L198 179ZM245 181V180H244ZM4 182V181H2ZM31 182V181H30ZM77 182V181H76ZM75 182V184H76ZM87 182V181H86ZM162 179H160V183ZM164 182V181H163ZM178 182V181H177ZM190 181L189 183H191ZM197 182V181H194ZM207 182V181H206ZM226 182V183H227ZM243 182V181H242ZM247 182V181H246ZM245 182V183H246ZM259 182V181H258ZM14 183V182H11ZM70 183V182H69ZM84 183V182H82ZM81 183V184H82ZM90 183V181H89ZM92 183V182H91ZM182 183V182H180ZM209 183V182H208ZM252 183V182H251ZM1 184V183H0ZM31 184V183H30ZM88 184V182L86 183ZM85 184V185H86ZM157 184V183H155ZM179 184V182H178ZM188 184V183H187ZM192 184V183H191ZM199 184V183H198ZM196 183V185H198ZM202 184V183H201ZM211 184V183H210ZM256 184V183H255ZM259 184V183H258ZM42 185V186H43ZM77 185V184H76ZM83 185V184H82ZM83 185V186H85ZM159 185V184H158ZM161 185V184H160ZM163 185V183H162ZM176 185V184H175ZM180 185V184H179ZM182 185V184H181ZM212 185V184H211ZM214 185V184H213ZM248 185V184H247ZM4 186V185H3ZM16 186V185H15ZM34 186V184H33ZM36 186V185H35ZM38 186V185H37ZM40 186V185H39ZM74 186V185H73ZM89 186V184H88ZM90 186H93L91 184ZM168 186V185H167ZM21 187V186H20ZM72 187V186H71ZM80 187V186H79ZM95 187V186H94ZM101 187V186H100ZM203 187V186H202ZM212 187V186H211ZM216 187V186H215ZM263 187V185H262ZM2 188V186H1ZM0 188V189H1ZM4 188V187H3ZM8 188V187H7ZM75 188V187H73ZM83 188V187H82ZM86 188V187H85ZM98 188V187H97ZM164 188V187H163ZM166 188V186H165ZM164 188V189H165ZM179 188V187H178ZM218 188V187H217ZM241 188V190H240ZM256 188V187H255ZM20 189V188H19ZM23 189V188H22ZM35 189H37L35 187ZM48 189V188H47ZM51 189V188H50ZM77 189V188H76ZM168 189V188H167ZM194 189V188H193ZM192 189V190H193ZM198 189V188H197ZM3 190V189H2ZM8 190V189H7ZM80 190V189H79ZM87 190V188H86ZM90 190V189H89ZM88 190V192H89ZM94 190V189H93ZM93 190L90 192L93 193ZM180 190V189H179ZM178 190V192H180ZM195 190V189H194ZM203 190V188H202ZM225 190V189H224ZM264 190V187H263ZM6 191V190H5ZM14 191V190H13ZM17 191V190H16ZM14 191V192H16ZM37 191V190H36ZM47 191V190H45ZM52 190H49V192ZM199 191V189H198ZM211 191V190H210ZM245 191V190H244ZM262 190L260 189V192ZM8 192V191H7ZM10 192V191H9ZM21 192V191H20ZM39 192V190H38ZM53 192V191H52ZM55 192V191H54ZM58 192V191H57ZM63 192V191H62ZM84 192V190H83ZM82 192V193H83ZM98 192V191H97ZM173 192V191H172ZM180 194H184L182 193ZM191 192V191H190ZM215 192V191H212ZM259 192V191H257ZM3 193V192H2ZM1 193V194H2ZM56 193V192H55ZM59 193V192H58ZM72 193V189H71ZM69 189L66 191V197L64 200L67 202L73 201ZM75 193V192H74ZM80 193V192H79ZM85 193V192H84ZM148 193V192H147ZM204 193V191H203ZM209 193V192H208ZM211 193V192H210ZM218 193V192H217ZM217 193H214L216 195ZM226 193V192H225ZM242 193V191H241ZM248 193V192H247ZM256 193V192H255ZM262 193V192H261ZM9 194V193H8ZM63 194V195H65ZM95 194V193H94ZM98 194V193H96ZM103 194V193H102ZM189 194V193H188ZM213 194V193H212ZM223 194V193H222ZM227 194V193H226ZM229 194V193H228ZM245 192H243V195ZM13 195V194H12ZM25 195V194H24ZM23 195V196H24ZM43 195V194H42ZM52 195V194H51ZM58 195V194H57ZM62 195V194H61ZM62 195V196H63ZM92 194L87 193L85 197V203L89 200ZM101 195V194H100ZM185 195V194H184ZM187 195V194H186ZM190 195V194H189ZM188 195V196H189ZM218 195V194H217ZM216 195V196H217ZM224 195V194H223ZM241 195V194H240ZM248 195V194H246ZM16 196V195H15ZM14 196V197H15ZM74 196V195H73ZM82 196V195H81ZM97 197V195H95ZM104 196V195H103ZM219 196V195H218ZM226 196V195H225ZM5 197V196H4ZM7 197V195H6ZM27 197V196H26ZM25 197V199H26ZM30 197V196H29ZM61 197V196H60ZM189 196L188 198H190ZM208 197V196H206ZM227 197V196H226ZM230 197V196H229ZM43 198V197H42ZM75 198V197H74ZM89 198V199H88ZM94 198V196H93ZM223 198V197H222ZM235 198V197H234ZM7 199V198H6ZM13 199V198H12ZM25 200L24 198H22ZM28 199V198H27ZM26 199V200H27ZM30 199V198H29ZM34 199V198H32ZM44 199V198H43ZM194 198H192L193 200ZM206 199V198H205ZM213 199V198H212ZM216 199V198H215ZM230 199V198H229ZM258 199V198H257ZM4 200V199H3ZM2 200V201H3ZM11 200V199H10ZM35 200V199H34ZM33 200V201H34ZM38 200V199H37ZM53 200V199H52ZM59 200V198H58ZM63 200V199H62ZM94 200V199H93ZM109 200V198H108ZM207 200V199H206ZM219 201V199L217 198ZM224 200V198H223ZM221 199V201H223ZM30 203V207L32 210L30 212L27 211L21 213V216L17 219L18 213L11 210V207H8V200L0 202V221L6 225L0 226V243L9 251L13 250L16 254L30 256L35 262L40 263L42 260H37L33 257L35 252H32L33 247H40L45 250H49L51 252L60 253L63 252L67 254L69 264H82V257H75L73 254L71 255V244L74 242L71 239L70 232L72 229H65V224L62 219L59 218L58 210L56 209L57 203L45 204L39 202H33L32 200H28ZM39 201V200H38ZM45 201V199H44ZM56 201V200H54ZM60 201V200H59ZM65 201V202H66ZM98 203L101 206L106 207L104 202H107L103 198L98 197ZM113 201V200H112ZM121 201V200H120ZM209 201V200H208ZM216 201V200H215ZM220 201V202H221ZM229 200L227 199V202ZM11 202V201H10ZM90 202V200H89ZM197 202V201H196ZM211 202V201H210ZM225 202V201H224ZM223 202V203H224ZM230 202L233 204L232 200ZM61 203V201H60ZM63 203V202H62ZM61 203V204H62ZM72 203V202H71ZM78 203V202H77ZM82 203V202H81ZM111 203V200H110ZM109 203V204H110ZM222 203V202H221ZM239 202H236V204ZM242 203V202H241ZM13 204V203H12ZM16 204V203H15ZM60 204V205H61ZM65 205V203H63ZM69 204V203H68ZM73 204V203H72ZM108 204V203H107ZM115 203L113 202V205ZM198 204V203H197ZM225 204V203H224ZM223 204V205H224ZM235 204V205H236ZM29 205V204H28ZM51 205V206H50ZM67 205V203H66ZM81 205V204H80ZM111 205V204H110ZM219 205V204H218ZM231 205V204H230ZM241 204L239 206H242ZM12 206V205H11ZM26 206V205H25ZM24 206V208H25ZM63 206V205H62ZM83 206V205H82ZM88 206V204H87ZM90 206V205H89ZM180 206V205H179ZM188 206V205H187ZM213 206V205H212ZM227 208V204L225 205ZM238 206V205H237ZM256 206H258L256 204ZM13 207V206H12ZM16 207V205H15ZM61 207V206H58ZM68 207V205H67ZM66 207V208H67ZM78 207V206H77ZM146 207V206H145ZM260 207V206H259ZM263 208V206H261ZM29 208V209H30ZM81 208V207H80ZM148 208V207H147ZM246 208V207H245ZM98 209V208H97ZM114 209V208H113ZM146 209V208H145ZM199 209V208H196ZM261 209V208H260ZM259 209V210H260ZM23 210V209H22ZM26 210V209H25ZM64 210V209H63ZM62 210V211H63ZM83 210V208H82ZM81 210V211H82ZM235 210V209H234ZM233 210V211H234ZM262 210V209H261ZM24 211V210H23ZM65 211V210H64ZM85 211V210H84ZM94 211V210H93ZM120 211V210H119ZM202 211V210H201ZM204 211V210H203ZM67 212V211H66ZM65 212V213H66ZM87 212V211H86ZM210 210L208 211V213ZM245 212V211H244ZM256 212V211H255ZM63 213V212H62ZM61 213V214H62ZM63 213V214H65ZM74 213V212H73ZM80 213V212H79ZM120 213V212H119ZM118 213V214H119ZM123 213V212H122ZM203 213V212H202ZM211 213V212H210ZM226 213V211H225ZM249 213V212H248ZM251 213V212H250ZM261 213V212H260ZM264 213V212H263ZM17 214V215H16ZM62 214V215H63ZM70 214V213H69ZM96 214V213H95ZM94 214V215H95ZM234 214V213H233ZM257 214V213H256ZM77 215V214H76ZM86 215V214H85ZM120 215V214H119ZM118 215V218H119ZM226 215V214H225ZM238 215V214H237ZM261 215V214H260ZM258 215V216H260ZM68 216V215H67ZM72 216V215H71ZM79 216V214H78ZM131 216V215H130ZM212 216V214H211ZM65 217V216H64ZM75 217V216H74ZM92 217V216H91ZM201 217V216H200ZM206 217V216H204ZM248 217V216H247ZM261 217V216H260ZM63 218V217H62ZM221 218V217H220ZM219 218V219H220ZM224 218V217H223ZM226 218V217H225ZM256 220H253L256 223L257 217H254ZM262 218V217H261ZM67 219V218H66ZM71 219V217L69 218ZM151 219V218H150ZM209 219V218H208ZM244 219V218H243ZM129 220V219H128ZM222 220V219H221ZM262 220V219H261ZM138 221V220H137ZM215 221V220H214ZM213 221V222H214ZM225 221V220H224ZM44 222L48 225V227L44 226ZM227 222V221H226ZM240 222V221H239ZM247 222V221H246ZM251 222V221H250ZM261 222V221H260ZM67 223V222H66ZM109 223V222H108ZM136 223V222H135ZM224 223V222H223ZM259 223V222H258ZM69 224V223H68ZM99 224V223H98ZM186 224V223H185ZM260 224V223H259ZM257 224V225H259ZM169 225V224H168ZM172 225V224H171ZM180 225V224H179ZM184 225V224H182ZM230 225V224H229ZM261 225V224H260ZM264 225V223L262 224ZM261 225V226H262ZM68 226V225H67ZM71 226V225H70ZM134 226V225H133ZM178 226V225H177ZM185 226V225H184ZM233 226H235L233 224ZM8 227H11L12 230L8 231ZM229 227V226H228ZM264 227V226H263ZM8 228V229H7ZM181 228V227H179ZM192 228V227H191ZM233 228V227H232ZM262 228V227H261ZM110 229V228H109ZM133 229H136L135 227ZM138 229V228H137ZM201 229V228H200ZM199 229V230H200ZM247 229V228H245ZM67 230V231H66ZM119 230V229H118ZM145 230V229H144ZM156 230V229H155ZM224 230V229H223ZM73 231H75L73 229ZM72 231V232H73ZM95 231V230H94ZM121 231V230H120ZM130 231V230H129ZM151 231V230H150ZM181 231V229H180ZM197 231V230H196ZM71 232V233H72ZM116 232V231H115ZM139 232H144L139 229ZM146 232V231H145ZM164 232V231H163ZM198 232V231H197ZM206 232V231H205ZM76 233V232H75ZM84 233V232H83ZM203 233V231H202ZM210 233V232H209ZM143 234V233H142ZM141 234V235H142ZM162 234V233H161ZM165 234V233H164ZM198 234V233H197ZM196 234V235H197ZM206 234V233H205ZM77 235V234H76ZM129 235V234H128ZM145 233L142 235L144 236ZM150 235V234H149ZM160 235V234H159ZM168 235V234H167ZM173 235V234H172ZM201 235V234H200ZM204 235V233H203ZM210 235V234H208ZM215 235V234H214ZM260 235V234H259ZM75 236V235H74ZM73 236V237H74ZM79 236V234H78ZM154 236V235H153ZM180 236V235H179ZM178 236V237H179ZM184 236V235H183ZM202 236V235H201ZM256 236V235H255ZM77 237V236H76ZM126 237V236H125ZM162 237V236H160ZM168 237V236H165ZM174 237V236H173ZM194 237V236H193ZM207 237V236H206ZM206 237H203L206 238ZM209 237V236H208ZM213 237V236H212ZM216 237V236H215ZM218 237V236H217ZM253 237V236H252ZM264 237V236H262ZM79 238V237H78ZM76 238V239H78ZM147 238V236H145ZM154 239L152 237H148V239ZM192 238V237H191ZM211 238V237H210ZM83 239V238H82ZM81 239V240H82ZM168 239V238H167ZM171 239V238H170ZM189 239V238H188ZM193 239V238H192ZM196 239V238H194ZM208 239V238H206ZM215 239V238H214ZM221 239V238H220ZM258 239V238H257ZM253 239V240H257ZM197 240V239H196ZM195 240V241H196ZM223 240V238H222ZM225 240V239H224ZM229 240V239H228ZM79 241V240H78ZM170 241V240H169ZM193 241V240H192ZM199 241V238H198ZM219 241V240H216ZM227 242V240H225ZM264 241V240H263ZM72 242V243H71ZM207 242V241H205ZM260 242V241H258ZM83 243V242H82ZM188 243V242H187ZM76 243H74L75 245ZM81 244V243H80ZM190 244V242H189ZM199 244V243H198ZM207 244V243H206ZM216 244V243H215ZM218 244V242H217ZM226 243H224L225 246ZM1 245V244H0ZM191 245V244H190ZM189 245V246H190ZM197 245V244H196ZM200 245V244H199ZM199 245H197L199 247ZM204 245V244H203ZM209 245V244H208ZM263 245V244H262ZM2 246V245H1ZM80 246V245H79ZM194 246V245H193ZM196 246V248H197ZM213 246V245H212ZM218 246V245H217ZM260 246V245H259ZM258 246V247H259ZM81 247V246H80ZM79 247V248H80ZM215 247V246H214ZM227 247V246H226ZM75 248V247H74ZM211 248V247H210ZM223 249L221 246L219 247ZM34 249V248H33ZM41 249V250H42ZM76 249V248H75ZM84 249V248H83ZM172 249V248H171ZM188 249V248H187ZM201 249V248H200ZM199 249V250H200ZM206 249V247H205ZM204 249V250H205ZM208 249V248H207ZM217 249V248H216ZM229 249V248H228ZM227 249V250H228ZM2 250V248H1ZM39 250V249H38ZM38 250H36L38 252ZM44 250V252H46ZM73 250V249H72ZM181 250V249H180ZM189 250V249H188ZM191 250V249H190ZM198 251V249H196ZM220 250V249H218ZM217 250V251H218ZM225 250V249H224ZM262 250V249H261ZM8 251L5 250L7 254ZM12 251V252H13ZM74 251V250H73ZM80 251V250H79ZM77 249V254L81 253ZM192 251V250H191ZM197 251H192V253L184 252L182 250L183 261H188L189 264H201L197 263L200 260L203 261L202 264H223L220 259V254L215 253H205V255L197 256ZM201 251V250H200ZM214 251V250H213ZM258 251V250H256ZM79 252V253H78ZM202 252V251H201ZM200 252V253H201ZM206 252V251H205ZM210 252V251H209ZM225 252V251H224ZM231 252V251H230ZM234 252V251H232ZM34 253V254H33ZM39 253V252H38ZM42 253V252H41ZM62 253V254H63ZM74 253V252H73ZM85 253V252H84ZM177 253V252H176ZM175 253V254H176ZM179 253V252H178ZM177 253V254H178ZM239 253V252H238ZM241 253V252H240ZM239 253V254H240ZM16 254H14L16 256ZM45 254V253H44ZM52 254V253H51ZM51 254H49L51 256ZM62 254H58L61 255ZM89 254V253H88ZM181 254V253H180ZM225 254V253H224ZM243 255V253H241ZM247 254V253H245ZM249 254V253H248ZM257 254V253H256ZM22 255V257H24ZM46 255V254H45ZM44 255V256H45ZM179 255V254H178ZM233 255V254H232ZM235 255V253H234ZM237 255V253H236ZM251 255V254H250ZM18 256V255H17ZM37 255H35L36 257ZM42 256V255H39ZM49 256V260H50ZM66 256V258H67ZM231 256V255H230ZM239 256V255H237ZM245 256V255H243ZM261 256V255H260ZM263 256V254H262ZM19 257V256H18ZM29 257V258H30ZM46 257V256H45ZM60 257V256H59ZM84 257V256H83ZM86 257V256H85ZM88 257V256H87ZM152 257V256H151ZM205 257V258H204ZM232 257V256H231ZM246 257H250L247 256ZM255 257V256H254ZM8 258V257H7ZM42 257H40L41 259ZM180 258V257H179ZM178 258V259H179ZM180 258V259H182ZM196 258V259H194ZM204 258V259H203ZM244 258V257H243ZM253 260L256 259L250 257ZM39 259V258H38ZM52 259V258H51ZM58 259V256H57ZM64 259V258H63ZM199 259V260H198ZM235 259V258H234ZM240 259V258H239ZM258 259V257H257ZM60 260V259H59ZM62 260V257H61ZM228 260V259H227ZM232 260V259H229ZM238 260V259H237ZM244 260V259H243ZM246 260V259H245ZM259 260V259H258ZM257 260V261H258ZM18 261V260H16ZM51 261V260H50ZM57 261V260H56ZM65 261V259H64ZM67 261V260H66ZM168 261V260H167ZM177 261V260H176ZM233 261V260H232ZM242 261V260H241ZM247 261V260H246ZM245 261V262H246ZM250 261V259H249ZM246 262L247 263H249ZM255 261V260H254ZM253 261V262H254ZM260 261V260H259ZM258 261V262H259ZM15 262V261H14ZM43 262V261H42ZM63 262V261H62ZM91 260L89 261L90 264ZM94 262V261H93ZM91 262V263H93ZM229 262V261H228ZM234 262V261H233ZM239 262V260H238ZM245 262H241L244 264ZM21 263V262H20ZM23 263V262H22ZM31 263V261H30ZM51 263V262H50ZM54 263V260H53ZM58 263V262H57ZM56 263V264H57ZM64 263V262H63ZM163 263V262H162ZM174 263V262H173ZM179 263V262H177ZM240 263V264H241ZM42 264V263H41ZM49 264V263H48ZM55 264V263H54ZM61 264V263H59ZM66 264V263H65ZM87 264V263H86ZM176 264V263H175ZM187 264V263H186ZM224 264H228L227 261ZM233 264V263H232ZM251 264V263H249Z\"/></svg>",
	"mask_w": 264,
	"mask_h": 264
}]
</instances>
